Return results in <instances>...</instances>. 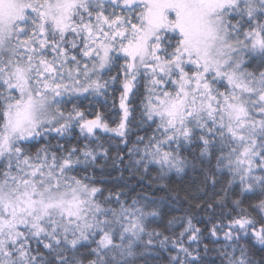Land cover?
I'll use <instances>...</instances> for the list:
<instances>
[{
    "label": "snow or ice",
    "instance_id": "snow-or-ice-1",
    "mask_svg": "<svg viewBox=\"0 0 264 264\" xmlns=\"http://www.w3.org/2000/svg\"><path fill=\"white\" fill-rule=\"evenodd\" d=\"M141 86L148 134L125 164L87 141L99 130L129 142ZM110 89L114 127L78 102ZM101 159L149 187L189 167L213 186L224 173L194 205L211 227L189 215L168 220L181 222L172 238L149 230L158 209L74 174ZM229 200L239 212L225 223L215 209ZM169 241L168 264H209L210 251L219 264H264L253 251L264 253V0H0V264H154Z\"/></svg>",
    "mask_w": 264,
    "mask_h": 264
},
{
    "label": "trees",
    "instance_id": "trees-1",
    "mask_svg": "<svg viewBox=\"0 0 264 264\" xmlns=\"http://www.w3.org/2000/svg\"><path fill=\"white\" fill-rule=\"evenodd\" d=\"M142 94L143 87L141 86L136 95L132 97L131 106L136 110L130 117L132 123L130 124L131 131L128 134L129 142L127 144L123 143L122 139L116 136L114 133H103L99 130H97V134L100 139L96 141L94 138H90L87 142L90 143L93 148H99L102 146L103 148L108 149L110 156L113 157L119 152L121 155L125 156V164H128V148L132 147V144L136 141L137 135L148 134L146 131V126L139 124V101L142 97ZM78 102L80 106L89 113H93L95 111H100L103 113L110 126L114 127L115 122L119 121L121 112L119 109L118 91L114 92L112 89H110L107 101H105L102 97L89 96L87 99L81 97ZM114 103L115 107H113ZM66 107L70 108L71 104L66 105ZM89 118H92V116L89 115ZM78 133L79 130L75 129L73 135L75 136ZM66 140H68L67 137L61 139L60 142L64 143ZM55 142L56 141H53V143ZM70 142L75 143V140L73 139ZM81 142H84L83 137H81ZM43 143V140H39L38 142L34 141L32 151L34 152L36 148L40 147ZM135 158L136 156L134 155L132 159ZM99 162L101 164L107 163L108 166L103 168H97L93 166V168H90L87 173H85L83 167L80 166L74 174H86L90 176L98 187L105 189V195L108 194V190L122 191L127 194L129 202L132 197L146 202L148 205V207L145 209L146 211L158 209L162 213V216L148 218L152 221V223L148 225L149 230L156 228L164 235L172 238L175 235H178V233L182 230L181 222L178 221L169 225L168 220L174 216L187 217L189 215L193 219V224L197 227H200L201 229H204L205 225L211 227V222L209 220L210 212L203 208L196 209L194 205L205 200H210L214 191L219 192L221 185L226 179L224 173H217L218 183L213 186L210 181L207 184L204 183V176L202 175V170L199 166L195 170L189 167L184 173L179 175H177L175 172L169 173V175L164 180L149 187L147 179L140 180L135 168H132L131 171L123 166H121L120 169H114L111 167L110 161L101 159ZM129 167H131V165H129ZM153 175H155V173H153ZM163 185L167 186L164 187ZM138 193L140 195H137ZM121 198L124 199L125 197L122 196ZM188 201H191V204H189ZM247 205L248 201L245 200L244 207H247ZM222 212L224 214L226 223L227 215L229 213H231V215H236V213L239 212V209H236L234 205L231 204V200H229L226 207L220 205L216 206L215 216L220 217ZM184 223L186 224V220ZM145 239H147V237H145ZM210 240V237H206L203 241V243H207L209 245V249L213 247V245L210 243ZM184 243L185 246H188L186 237ZM203 243L199 245L202 255ZM192 247L195 248L197 245L193 243ZM259 249V245H256L253 249L257 259H259L261 255H264V253H262ZM155 251L158 252L159 255L154 257V264H168L169 251L175 254L176 249L172 248L171 241H169L166 248H160L157 244L155 246ZM204 259L208 261L209 264H211L212 261H215V264H219V258L214 251H210L207 256H204Z\"/></svg>",
    "mask_w": 264,
    "mask_h": 264
}]
</instances>
